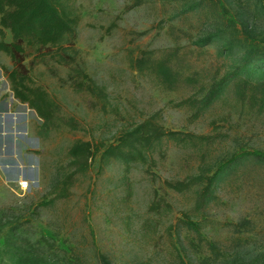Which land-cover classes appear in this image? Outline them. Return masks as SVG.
<instances>
[{
	"label": "rangeland",
	"instance_id": "374dc122",
	"mask_svg": "<svg viewBox=\"0 0 264 264\" xmlns=\"http://www.w3.org/2000/svg\"><path fill=\"white\" fill-rule=\"evenodd\" d=\"M215 2L70 0L79 16L76 48L88 76L105 88V103L74 91L68 67L48 58L24 63L33 84L58 103L64 118L74 119V130L45 129L13 98L3 72L13 65L0 52V102L9 100L11 113L25 114L32 138L11 149L22 150L11 158L26 169L31 156L38 174L21 179L29 182L25 192L20 179H0V264H264V160L227 165L199 213L198 186L177 193L165 185L203 172L210 177L239 154L264 152V113L237 101L235 79L199 111L177 106L187 98L202 102L209 86L228 74L264 78V0H222L234 25L219 16ZM5 41H11L8 30ZM168 50L178 51L177 69L197 75L196 86L169 90L133 70L130 61L141 51ZM154 115L166 130L211 139H164L146 162L100 163L98 155L74 176L68 196L55 199L51 192L72 172L67 152L73 143L112 144Z\"/></svg>",
	"mask_w": 264,
	"mask_h": 264
},
{
	"label": "trees",
	"instance_id": "16d2710c",
	"mask_svg": "<svg viewBox=\"0 0 264 264\" xmlns=\"http://www.w3.org/2000/svg\"><path fill=\"white\" fill-rule=\"evenodd\" d=\"M214 8L229 25H234V19L222 0H216ZM78 24L79 16L70 5V0H0V52L8 56L13 65L10 70L3 68L4 75L10 84L13 98L34 111L42 120L45 129L66 127L74 130L76 123L73 118H64L58 103L44 89L33 84L30 68L24 63L28 57L31 58V66L34 61L42 63L48 58L57 65L68 67L70 86L74 91L86 92L102 103L107 99L105 88L98 86L83 68L79 50L75 45ZM5 30L10 32V42L5 41ZM154 54L152 51H141L138 57L130 61L133 70L149 73L161 86L169 90L181 85L196 86L199 83L196 74L185 75L175 67L174 63H180L177 50L162 51L157 56ZM232 79H235L233 94L237 101L250 110L264 113V78L253 82L237 77L236 73L214 81L202 102L187 98L177 106L191 105L199 111L203 106L209 105ZM200 89L204 91L203 87ZM164 139L200 144L211 137L166 130L154 115L132 130L124 132L112 144L76 141L67 152L72 172L62 177L51 194L55 199L66 198L74 176L86 173L98 155L100 163L110 159H120L125 163L146 162L147 154ZM242 158L264 160V152L239 154L220 166L210 177L203 172L187 180L165 182V185L177 193L198 186L194 211L199 213L213 197V187L220 173L227 165ZM186 225L198 232L197 223L187 219ZM205 242L210 245L209 241Z\"/></svg>",
	"mask_w": 264,
	"mask_h": 264
},
{
	"label": "crops",
	"instance_id": "0c3cea01",
	"mask_svg": "<svg viewBox=\"0 0 264 264\" xmlns=\"http://www.w3.org/2000/svg\"><path fill=\"white\" fill-rule=\"evenodd\" d=\"M12 106L9 100L0 102V179L5 182H11V179L21 180L25 178L35 180L38 178V174L31 156L28 158L29 163L27 164H29V167L26 169L22 167L23 161L22 164H19L15 158H11V156L20 155L22 152V150L14 152L11 149L15 148L16 145L18 147V144H21L23 141L28 142L32 139L28 137L31 135V132L26 122L25 114L11 113Z\"/></svg>",
	"mask_w": 264,
	"mask_h": 264
},
{
	"label": "built area",
	"instance_id": "2783aa9c",
	"mask_svg": "<svg viewBox=\"0 0 264 264\" xmlns=\"http://www.w3.org/2000/svg\"><path fill=\"white\" fill-rule=\"evenodd\" d=\"M19 190L25 192L29 188V182L26 180L18 181Z\"/></svg>",
	"mask_w": 264,
	"mask_h": 264
}]
</instances>
